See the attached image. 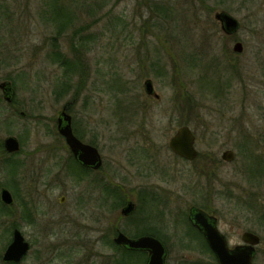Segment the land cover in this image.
<instances>
[{"label":"rangeland","instance_id":"374dc122","mask_svg":"<svg viewBox=\"0 0 264 264\" xmlns=\"http://www.w3.org/2000/svg\"><path fill=\"white\" fill-rule=\"evenodd\" d=\"M220 12L242 30L225 35L214 18ZM237 39L246 45L240 57L232 50ZM0 52V83L14 90L10 104L0 90V144L14 136L21 147L2 157L0 185L15 210L26 201L35 214L29 224L21 208L19 217L5 212L3 245L17 228L44 253L47 242L76 230L94 243L93 264H117L115 230L133 238L139 225L140 235L154 226L168 234L167 264H215L188 227L196 206L216 214L231 244L244 231L257 234L253 263L264 264V0H0ZM57 52L69 74L52 59ZM147 80L158 98L146 94ZM65 107L78 137L103 160L81 180L71 175L79 172L56 130ZM182 126L195 136L192 162L168 148ZM227 150L230 163L221 160ZM10 162L19 163L15 174L5 170ZM111 183L129 193L157 189L168 213L138 203L127 223ZM54 260L37 262L30 253L24 263L64 264L61 255Z\"/></svg>","mask_w":264,"mask_h":264},{"label":"water","instance_id":"95a60500","mask_svg":"<svg viewBox=\"0 0 264 264\" xmlns=\"http://www.w3.org/2000/svg\"><path fill=\"white\" fill-rule=\"evenodd\" d=\"M220 24L221 30L225 35L235 34L240 24L238 20L225 12L215 14L214 17ZM241 51V45L235 43L233 52L238 53ZM0 90L3 93V99L7 103L12 102L14 90L11 83L8 81L0 83ZM144 90L147 95L154 94L153 86L150 80L144 82ZM58 131L59 134L65 139L67 146L75 159L84 167H89L95 170L101 168L102 159L98 151L89 146L82 144L72 133L71 117L65 113H61L58 118ZM195 136L187 126H182L177 129L175 134L169 140L168 147L174 155L193 161L197 158L198 152L194 147ZM4 148L7 153L14 154L20 151V144L16 137L7 136L4 139ZM221 159L225 162H231L234 159V153L230 150L222 153ZM1 200L5 205H12L13 198L7 189L1 190ZM132 205L129 204L124 213L127 214ZM190 222L201 232L205 238L208 246L213 252L217 264H253L255 256V247L260 243V238L250 232H245L241 236L243 245H238L230 249L227 240L215 226L216 218L207 215L204 211L192 207L189 211ZM117 245L131 251H141L147 253L146 264H166V250L162 243L157 239L151 237H140L137 239H129L124 235H119L115 239ZM27 244L23 242L21 235L18 231L15 233L14 243L7 249V255H13L15 260H19L26 252Z\"/></svg>","mask_w":264,"mask_h":264},{"label":"flooded vegetation","instance_id":"af4514ba","mask_svg":"<svg viewBox=\"0 0 264 264\" xmlns=\"http://www.w3.org/2000/svg\"><path fill=\"white\" fill-rule=\"evenodd\" d=\"M240 30H242L241 29V24H240L239 31ZM235 43H239L241 45V51L236 53L237 56L240 57L246 52V45L244 43V40H242V39L241 40L240 39L235 40ZM152 96L153 95H151L149 97H152ZM2 98H3V93H2ZM61 113H65V114L69 115L67 113L66 107L61 110L60 114ZM58 118H59V116H58ZM58 118L56 120V130H57V133L59 134V131H58ZM71 129H72V133L75 136V138L78 139L82 144H85V143H83L81 141V139L76 134L75 128H73L72 117H71ZM59 136H60L61 140L64 143V147H65L66 151L69 154V158L71 160L70 161L71 162L70 166L72 165L71 168H72L73 172L74 171L79 172V174L75 172V173H73L71 175H74L75 177H77V179L81 180V179H83V177L81 175H84L85 173L90 175V174L98 172V171H100L102 169V165H101V168H99L98 170H95V169H92V168H89V167H84L83 165H81L75 159L74 155L71 153L69 147L66 144L65 139L60 134H59ZM85 145H87V144H85ZM89 146L95 148L98 151L97 147H95L93 145H89ZM1 148H3L4 151L6 152V150L4 148V139H3L2 143L0 144V165H2V157H3V153L1 151ZM98 153H99V151H98ZM7 154L8 155H16L18 153H15V154L7 153ZM73 162H75L78 165L79 168L77 166H75V170H74L73 169V166H74ZM102 164H103V160H102ZM107 185H108L107 187L109 188L108 191L109 192L112 191L111 195L114 196V197H117L118 199H116V200L119 202V205H122V207L120 209V215H121L122 218L125 217V219H127V220H125L127 223L131 222V220L133 218V215L137 212L138 203L141 204L142 206L143 205L146 206L148 202H150V205H152V206L157 205L156 203H158V204L162 205V207H164V212L168 213V210L165 207V205L161 203L162 200L159 199V196H158L159 191L157 189H155L156 191L153 190V189L148 191L146 189V187H144L143 185H140L139 187H137V191L136 192H131L130 191L131 193H129V191L126 190V189H128V188H126L127 186L125 187L124 184H116V183L112 184L111 183V184H107ZM102 186L106 189V183L102 184ZM2 189H4V188H2V186L0 185V219L1 220H2L5 212H6L5 216H7V217H14L17 213L20 212V209H19L20 206L18 207L17 210L14 209V206H15L14 205V200H13V204L12 205H5L3 203V201L1 200V190ZM131 189L132 188H129V190H131ZM116 191H117V193H116ZM121 192H123V197L120 194ZM125 193H129V195L126 196ZM65 201H66V197L65 196H61L58 199V203L61 206H62V204L65 203ZM24 202L26 203V201H24ZM19 204H20V202H19ZM129 204H131L132 207H131L130 211L127 214H125L124 210ZM192 207L198 208V209L204 211L207 215L213 216V217L216 218L215 226L218 229V231L222 235L225 236V238L227 240L228 247L230 249H233L234 247H236L238 245H243V243L241 241V236H242L243 233L250 232V231H244V232L241 233L240 243L231 244L229 238L227 237V235L221 231V227H220V224H219V218L216 216V214L214 212H212V211H210V210H208L206 208H199V207H196V206H191L189 208L188 214L186 216L187 222L189 224L188 227L194 233L198 234V236L200 237L201 240H203L202 248H203V250L205 252H208L210 254V256L214 260L215 264H216L215 256H214L213 252L211 251L210 247L208 246L205 238L203 237L201 232L189 220V211H190V209ZM161 215L164 216L163 213H161ZM17 216L19 217L18 214H17ZM61 217L63 218V220L66 223L70 222V219H69L68 215H66L64 210H63V213L61 214ZM22 219L27 221L29 224L34 222L35 214L32 211V208H30V211H29L28 214L22 215ZM143 222H149V221L147 219H145V220H143ZM138 229H140L142 232L146 231V229L143 228L141 225H139ZM140 230L139 231H136V230L134 231V232H136V233H134V235H136V236H134L133 238H130L129 236H127L125 231H120L118 229L115 230V234L116 235H115V238L113 239V243H114L115 248H116V252H117L116 254H119V256L121 257V260H120L121 262H119L117 264H126V262H128V264H129V262H131V256H132L131 253L136 254V256L135 255L133 256V260H135V262H138V264H146V261H147V253L141 252V251H130V250L124 248L123 246L117 245L115 243V239L119 235H124L125 237H127L129 239H137V238H140V237H151V238L157 239L158 241H160L162 243V245L164 246V248L166 250L165 263L167 264V254H168L167 253V244L163 240L168 235L166 233V230L164 229L165 230V234L164 235H162L164 233L163 229L159 228V227L152 226L151 228L148 229L149 230L148 233H144L142 235H140L142 233V232H140ZM16 231H18L19 234L21 235L23 242L27 244V250L21 256V258L19 260H15L13 255H7V249L14 243V238H15ZM250 233H253V232H250ZM8 234H9V239H8V241H7V243L5 245H3V240L0 237V264H25L24 262L27 260V257L30 255V253L32 254V257H34V256L37 257V260H38L37 262L42 260V262H44V263L45 262H49L51 260V257H53V260L55 259L54 261H56L57 256H59V255H61L63 257L64 264H93L92 262L95 260V253L93 251V247H94L93 244L94 243L92 241L90 242V244L92 246H89V245L85 244L83 237L79 236V233L76 232V230L71 232L69 235H66L65 237L61 236L60 238H62V239H59V241L53 240V241H50V243L47 242V245L45 246V252L44 253L42 252L43 249L41 251L39 250V252H35L33 250V248H32L31 242L25 238V236L22 234V232L19 229L14 228L12 231H9ZM253 234H255V233H253ZM257 247H255V251H256L255 255L257 254ZM49 255H51L50 259H49ZM141 255L144 256V259L141 257Z\"/></svg>","mask_w":264,"mask_h":264},{"label":"trees","instance_id":"16d2710c","mask_svg":"<svg viewBox=\"0 0 264 264\" xmlns=\"http://www.w3.org/2000/svg\"><path fill=\"white\" fill-rule=\"evenodd\" d=\"M64 11V10H63ZM66 15V17H68V15L67 14H65ZM57 20H59L58 18H53V21H54V23H57L58 21ZM65 21H63V23H61L60 24V26L57 28V33H56V37H58V38H60L61 36H62V34L64 33V30H65ZM0 55L2 56V58H0V63H4L5 61H4V55L0 52ZM54 55V56H53ZM0 56V57H1ZM54 58H56V62L60 65V67H63V68H65V70H66V72H65V74H69L71 71H70V66H71V64H69L68 66H67V62H65V60L63 59V56L59 53V52H57V53H55V54H52V59H54ZM60 58H62L61 60H57V59H60ZM67 63V64H66ZM6 64V63H5ZM8 66H9V64H7ZM9 79V78H8ZM10 80V79H9ZM1 151H2V153H3V156H5V157H14V156H16V155H8L5 151H4V149L3 148H1ZM74 163V166H73V169L75 170V166H77L78 167V165L75 163V162H73ZM5 167H6V171H7V173H11V174H15L16 172H17V169H19V163L17 164V162H10V163H6L5 164ZM79 168V167H78ZM20 208H21V211H22V213L23 214H28L29 213V211H30V209H29V207L26 205V203L25 202H21V204H20ZM136 236V235H135ZM132 254V256H131V262L133 261V256L135 255L136 256V254H134V253H131ZM138 256V255H137ZM137 264H138V262H136ZM126 264H128V262H126Z\"/></svg>","mask_w":264,"mask_h":264}]
</instances>
